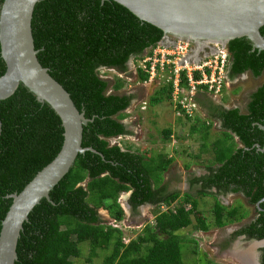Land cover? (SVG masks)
I'll return each mask as SVG.
<instances>
[{"label":"trees","instance_id":"1","mask_svg":"<svg viewBox=\"0 0 264 264\" xmlns=\"http://www.w3.org/2000/svg\"><path fill=\"white\" fill-rule=\"evenodd\" d=\"M32 29L39 61L71 94L79 110L93 119L84 126L82 145L98 153L79 154L50 192L51 201L43 198L35 206L24 223L16 264H76L85 242L90 264L101 251H106L101 264H185L181 243L189 239L180 236L182 229L193 226L208 231L212 225L225 227L247 216L240 206L223 204L220 195L243 193L251 204L264 198V151L256 146H264V131L259 127L264 124V82L250 95L246 113L215 106L198 94L222 121L223 130L212 142L213 165L207 167L208 173L190 180L192 186L201 184V188L170 192L169 184L161 183L174 158L162 152L153 155L125 149L115 142L134 134L124 120L137 95L122 92L123 78L111 82L101 74L113 69L126 73L132 58L143 61L164 41L163 30L143 22L114 0H41L34 10ZM261 33L264 36V26ZM228 50L232 81L247 72L254 77L264 74V51L254 50L250 39L232 40ZM137 66L138 81H148V73ZM6 69L0 44V76ZM172 92V82L156 87L151 104L170 103ZM204 124L205 139L212 125ZM171 136L172 130L163 132L164 141ZM63 142L59 114L24 84L0 100V233L13 203L10 195L20 193L57 156ZM206 146L204 140L202 148ZM129 191L133 212L152 205L148 219L154 217V223L127 242L122 225L126 213L120 199ZM199 194L216 200L212 225L199 209ZM162 205L168 210L163 211ZM101 208L109 210L118 224L104 220ZM260 208L258 219L234 237L264 238V201Z\"/></svg>","mask_w":264,"mask_h":264},{"label":"water","instance_id":"2","mask_svg":"<svg viewBox=\"0 0 264 264\" xmlns=\"http://www.w3.org/2000/svg\"><path fill=\"white\" fill-rule=\"evenodd\" d=\"M40 1L4 0L2 4L0 44L7 69L0 76V100L9 98L21 83L24 84L39 101L47 102L59 114L64 127V142L57 156L20 193L10 195L13 203L0 233V264H16L24 223L43 198L51 201L50 192L71 170L78 155L86 151L98 153L94 148L82 145L84 126L93 119L79 110L71 94L39 61L32 20ZM114 1L128 8L143 22L161 28L166 45H175L179 40L190 42L195 61L213 53L215 46H228L230 41L243 37L251 40L254 50L264 51L261 33L264 0ZM134 60L132 58L131 62ZM259 127L264 131V124H259ZM256 146L264 151V146ZM131 194L129 191L121 198L128 201Z\"/></svg>","mask_w":264,"mask_h":264},{"label":"rangeland","instance_id":"3","mask_svg":"<svg viewBox=\"0 0 264 264\" xmlns=\"http://www.w3.org/2000/svg\"><path fill=\"white\" fill-rule=\"evenodd\" d=\"M143 61L137 60L134 62L129 63V70L126 73L117 71L115 69L108 70L106 72H101L106 78L110 79L111 82L114 81L115 77H121L125 81V85L122 89V92H134L136 97V105L132 103V106L136 107L135 109L129 108L127 109L126 113V120H131V124L134 128H136L137 136L134 135L130 138L131 142L128 143L130 147H132L133 150H145V151H151L152 154H158L161 146L163 145L161 142H157L153 145H147L143 147V115L148 116L147 121V130L149 131V134L153 135L152 137L158 138L161 141V138L163 136L162 132L163 129L169 127V121L167 120L165 111L168 109L172 111V105L163 102L160 103L162 105V108L159 106V104L154 105L150 102V97H148V89L143 87V83L138 81L136 70L138 68L137 64H142ZM264 82V74L260 77H254L251 72H247L246 74L242 75L241 78H239V81L232 85V88L236 87L240 91H242V95L240 98L241 103H245L247 100V95L251 91H254L257 87H259ZM152 87H155L152 85ZM147 89V90H146ZM151 93V92H150ZM246 97H245V95ZM153 95V94H152ZM143 97L148 98V110L144 111L142 110L143 106ZM154 107V114H151V110ZM172 113V112H171ZM170 113V114H171ZM195 121L196 118H194ZM201 121V120H199ZM201 127L205 124L201 122ZM181 128V127H180ZM146 129V127H145ZM184 131V132H183ZM188 126L186 128H181V131H177V134L179 135L180 141H176V144L173 146L172 143L167 142L164 143L165 149L164 153L167 155H170V157L173 156L175 159V162L172 164L171 169L172 175H170L171 183H169L170 190H179L182 193L189 191V183L187 182V172L184 174V172L179 174V169L184 168L185 165H188V168L190 170H200V172H203L206 170V168L209 165H213L212 158L214 157L213 154H207V151H209V146L212 145V141L219 135L218 131L215 129H211L208 133V137L204 139V136L202 137L205 142L207 143L206 147L203 149H200L201 142L198 139H195V137L191 134V136L188 137L189 134ZM184 136V138H183ZM193 137V138H192ZM203 140V141H204ZM121 141L119 139H116L115 142ZM128 142V141H127ZM162 144V145H161ZM161 145V146H160ZM173 149V150H172ZM200 149V150H199ZM212 150V149H211ZM206 152L205 156H201L200 153ZM197 156V157H196ZM183 170V169H182ZM195 174V172L192 173ZM168 173H165L164 176H168ZM197 199L199 201V209L202 212L203 216L207 219L208 223H214V212L213 207L216 202L214 197L211 196H197ZM219 199L225 204L226 206H240L241 210L247 212L246 218L243 220H236L235 222H231L225 227H214L212 224L209 231L203 232L200 230H196L193 226H190L188 228L182 229L179 234L182 238L193 240V242L189 240H185L181 243V250H182V257L185 264H241L239 262V258H236L233 256V260L235 262H230V260H227L225 255L223 254V236L227 233L228 230H236L239 229L240 226H242L244 223H248L252 218L255 217V208L254 206H251L247 203V200L245 197L239 194L234 195H220ZM122 204L125 205L127 201L124 198L120 199ZM175 204V203H173ZM172 204V205H173ZM190 206V205H189ZM102 210H105L104 208H101ZM100 209V210H101ZM127 209V208H126ZM101 210V211H102ZM143 211V210H142ZM146 213V210L144 211V214ZM147 214V215H146ZM145 218L146 224L147 222L150 223V219H148L149 214L146 213ZM128 223L123 226V230L126 234V241L128 242L131 238H137V236L143 231V227H141V223L138 221L133 222L130 217L126 218ZM125 220V221H126ZM110 221V220H109ZM111 223V222H110ZM143 224V222H142ZM249 242H240V249L246 250L249 246ZM246 247V248H245ZM81 248L83 250V254L80 258L75 260L76 264H90L86 261V258L89 256V248L87 242L81 244ZM244 248V249H243ZM106 251L99 252L98 256L94 257L92 259L93 264H101L104 258Z\"/></svg>","mask_w":264,"mask_h":264},{"label":"built area","instance_id":"4","mask_svg":"<svg viewBox=\"0 0 264 264\" xmlns=\"http://www.w3.org/2000/svg\"><path fill=\"white\" fill-rule=\"evenodd\" d=\"M214 48L213 53L202 56L200 61H195L193 45L190 42L179 40L172 46L166 45L164 41L159 42L150 54H146L140 64L149 75L148 81L143 84L153 85L156 88L172 82L170 104L175 116L197 118L200 113L199 93L218 98L232 88L233 81L228 76L231 63L228 46L218 45ZM146 106L147 102L144 101L142 109ZM125 121L127 120L125 119L124 123ZM161 209L166 211L168 207L162 205ZM150 221L154 223V217ZM111 223L118 224L116 220H112Z\"/></svg>","mask_w":264,"mask_h":264},{"label":"crops","instance_id":"5","mask_svg":"<svg viewBox=\"0 0 264 264\" xmlns=\"http://www.w3.org/2000/svg\"><path fill=\"white\" fill-rule=\"evenodd\" d=\"M244 75V74H243ZM242 76V75H241ZM241 76H238V77H236L234 80H233V83H232V85H234V84H236L238 81H239V78H241ZM143 87H145V88H147L148 89V97H150V96H152V94H154V92H155V87L153 88L152 86H150V85H147V84H143ZM258 88V87H257ZM146 89V90H147ZM256 90V89H255ZM151 92V93H150ZM130 93H134V92H130ZM242 91H240L238 88H231V89H228V90H226L225 91V93L222 95V96H220V97H218V98H214L213 96H211L210 94H206V93H199V97H200V95L201 96H203V98L204 99H207V100H210L212 103H213V105H215V106H223L224 108H226V109H233V108H240V110H241V112L242 113H246L247 112V105H248V101H247V103H241V101H240V98L239 97H241V95H242ZM244 95H245V93H244ZM251 95V94H250ZM250 97V96H249ZM144 101H148V98H145V97H143V102ZM136 99H134V101H133V104L134 105H136ZM198 102H199V106H200V110H199V114H198V116H197V118H200V120L201 121H195V119L193 118V119H187V118H178V117H176L175 116V114H174V112H173V110L172 111H170L169 109L167 110V111H165V113H167L166 114V117H167V120L169 121V127H167V128H165V129H163V132L165 131V130H167V129H170V130H172V136H171V138L170 139H168L167 141H164L163 140V136H162V138H161V141H160V139H159V137L158 138H153L152 136L153 135H151V134H149V131L147 130V126H146V124H147V119H148V116L147 115H143V147H145V146H147V145H153V144H155V143H157V142H161L162 144V146H161V148H160V150H159V152H162V153H164V149H165V145L166 144H164V143H167V142H170V143H172V145L174 146L175 144H176V141L178 142V141H180L181 139L179 138V135L177 134V131H181V128H186L187 126H188V130H189V134H188V137L189 136H191V134L195 137V139H198L200 142H201V146H200V149L202 148V146H203V143H204V141H203V138L202 137H200V136H204V126H202L201 127V122H207V123H210L211 125H212V128L213 129H215V130H217L218 131V133L220 134L221 132H222V121L219 119V118H217L216 116H215V114L213 115L212 114V112H211V110L209 109V107L208 106H206V105H204V103L203 102H201L200 100H199V98H198ZM170 104V103H169ZM157 105V104H156ZM156 105H154L155 106V108H156ZM159 106L162 108V105L161 104H159ZM131 108H133V109H135L136 107H134V106H132L131 105ZM154 107L152 108V110H151V114L152 115H155L154 114ZM143 110V112L144 111H146V110H148V102H147V106H146V108L145 109H142ZM127 111V110H126ZM172 112V113H171ZM145 113V112H144ZM171 113V114H170ZM131 120H127V121H125V123L133 130V132H134V135H136L137 134V131H136V128H134L133 127V125L131 124ZM193 126H195L197 129L195 130V131H193ZM145 127H146V129H145ZM181 127V128H180ZM211 128V129H212ZM163 132H162V134H163ZM184 132V131H183ZM133 135V136H134ZM133 136H123L122 138H120L119 140H121L120 141V145L122 146V147H124L125 149L126 148H132V147H130L129 145H128V143L129 142H131V140H130V138L131 137H133ZM137 136V135H136ZM183 138H184V136H183ZM193 138V137H192ZM215 140V139H214ZM213 140V141H214ZM236 140L238 141V138H236ZM128 141V142H127ZM212 141V142H213ZM207 144V143H206ZM145 145V146H144ZM199 149V150H200ZM209 151H207V154H213V156H214V151H213V147H212V145H210L209 146ZM212 149V150H211ZM173 150V149H172ZM165 154V153H164ZM201 154V156H205V154H206V152H204V153H200ZM169 157H170V155H169ZM197 157V156H196ZM172 158H173V156H172ZM212 161H213V158H212ZM175 162V159H174V161H173V163ZM172 163V164H173ZM172 164H171V166H172ZM170 166V168L165 172V173H168L169 175L168 176H164L165 175V173H164V175H163V179H162V183H161V185H164V184H169V183H171V178H170V175H172V172H171V169L173 168V167H171ZM183 169V170H182ZM182 169H179V174L180 173H182V172H184V174L186 173V174H191V176H192V173L193 172H195V174H193V176L192 177H194V176H202V175H205L206 173H208V170H207V168H206V170H204L203 172H200V170H195V169H192V170H190L189 168H188V165H185L184 166V168H182ZM127 201V200H126ZM122 204V203H121ZM128 205V203H126V208H125V205L124 204H122V206H124V208L126 209L125 210V213H126V216H125V219L122 221V225L124 226V225H126L127 223H128V221L126 220V218H128V217H130V215H131V220L133 221V222H136V221H138L139 223H141V227H143L142 229H144L145 227H146V225L147 224H149L148 222L146 223V224H144V222H146L145 220H146V218H145V214L146 213H148V214H150V211H151V209L153 208L152 207V205H143V206H141V207H139L138 208V212L137 213H134L133 212V209L132 208H130L129 206H127ZM102 210V209H101ZM100 210V215L102 216V218L104 219V220H106V221H109V222H112V220H115L112 216H111V214H110V212H109V210H107V209H105V210H102L101 211ZM143 210V211H142ZM146 210V213L144 214V211ZM147 215V214H146ZM126 220V221H125ZM142 222H143V224H142Z\"/></svg>","mask_w":264,"mask_h":264},{"label":"flooded vegetation","instance_id":"6","mask_svg":"<svg viewBox=\"0 0 264 264\" xmlns=\"http://www.w3.org/2000/svg\"><path fill=\"white\" fill-rule=\"evenodd\" d=\"M254 91H251L249 93V95H247L248 98H247L245 103H247V101L249 103V101H250L249 96ZM245 97H246V95H245ZM191 178H192L191 174H187V182L189 183V191H194L197 188L200 189L201 184H198L199 186H196V185L192 186L191 185V181H190ZM169 191L171 192L172 190H170V188H169ZM228 194L229 195L239 194V195H242L243 197H245V195L243 193H227L226 196ZM197 196L199 197L202 195L199 194ZM245 198H246L247 203L249 205L254 206L256 215L248 223H244L242 226H240L239 229L227 231V233L223 236V251L222 252L225 255V257L227 258V260H230V262H235V260H233V258H234L233 256H235L236 258H239V262L241 264H262L263 257H264V238L259 239L257 237H250L248 234H240V235L234 237V235L237 232L242 230L244 227L250 225L252 222L256 221L259 217V210L262 209V208H260V204H261V202L264 201V198L262 200H260L259 202H257L256 204H251L249 202V199L247 197H245ZM120 202H121V200H120ZM127 203H128L127 206L132 208L131 205L129 204V200L127 201ZM147 205H149V204H147ZM123 208H124V206H123ZM257 208H259V209H257ZM124 210H126V209L124 208ZM203 232H206V231H203ZM240 242H249V245H248L249 247L246 250L240 249ZM255 243L258 244V245H256L257 247L252 248L253 244H255Z\"/></svg>","mask_w":264,"mask_h":264},{"label":"bare ground","instance_id":"7","mask_svg":"<svg viewBox=\"0 0 264 264\" xmlns=\"http://www.w3.org/2000/svg\"><path fill=\"white\" fill-rule=\"evenodd\" d=\"M229 231V230H228ZM256 245H258L257 243H255V244H253V247L252 248H256L257 246Z\"/></svg>","mask_w":264,"mask_h":264}]
</instances>
